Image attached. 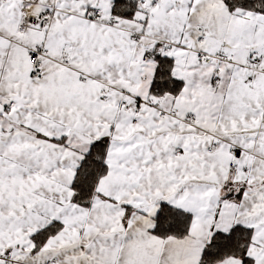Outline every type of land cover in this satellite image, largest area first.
<instances>
[{"label":"snow or ice","instance_id":"snow-or-ice-1","mask_svg":"<svg viewBox=\"0 0 264 264\" xmlns=\"http://www.w3.org/2000/svg\"><path fill=\"white\" fill-rule=\"evenodd\" d=\"M0 264H264V0H0Z\"/></svg>","mask_w":264,"mask_h":264}]
</instances>
